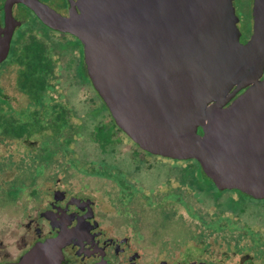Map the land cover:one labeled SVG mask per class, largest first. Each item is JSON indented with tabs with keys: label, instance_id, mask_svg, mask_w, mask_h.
<instances>
[{
	"label": "flooded vegetation",
	"instance_id": "flooded-vegetation-1",
	"mask_svg": "<svg viewBox=\"0 0 264 264\" xmlns=\"http://www.w3.org/2000/svg\"><path fill=\"white\" fill-rule=\"evenodd\" d=\"M77 2L0 0V264L59 239V264H264V199L116 125L62 26ZM231 3L245 44L254 0Z\"/></svg>",
	"mask_w": 264,
	"mask_h": 264
},
{
	"label": "water",
	"instance_id": "water-1",
	"mask_svg": "<svg viewBox=\"0 0 264 264\" xmlns=\"http://www.w3.org/2000/svg\"><path fill=\"white\" fill-rule=\"evenodd\" d=\"M77 1L62 26L116 125L143 150L197 161L219 190L264 199V0L245 44L231 0ZM60 247L18 264H59Z\"/></svg>",
	"mask_w": 264,
	"mask_h": 264
},
{
	"label": "rangeland",
	"instance_id": "rangeland-1",
	"mask_svg": "<svg viewBox=\"0 0 264 264\" xmlns=\"http://www.w3.org/2000/svg\"><path fill=\"white\" fill-rule=\"evenodd\" d=\"M182 164H183L182 162H176V161H171V163H170V165H171L172 167H179V166H181ZM187 165H189V163H188ZM160 169H163V168H160ZM161 171H162V170H160V172H161ZM166 226L171 227V228L174 230V232L177 231V228L173 227L172 224H167Z\"/></svg>",
	"mask_w": 264,
	"mask_h": 264
}]
</instances>
